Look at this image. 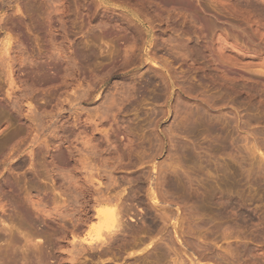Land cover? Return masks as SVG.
Masks as SVG:
<instances>
[{
    "label": "rangeland",
    "instance_id": "obj_1",
    "mask_svg": "<svg viewBox=\"0 0 264 264\" xmlns=\"http://www.w3.org/2000/svg\"><path fill=\"white\" fill-rule=\"evenodd\" d=\"M14 1L0 0V264H149L154 245L161 264L176 248L183 264L225 248L239 253L223 264H264V0ZM101 198L130 210L124 245L94 242ZM229 200L242 225L222 222Z\"/></svg>",
    "mask_w": 264,
    "mask_h": 264
},
{
    "label": "bare ground",
    "instance_id": "obj_2",
    "mask_svg": "<svg viewBox=\"0 0 264 264\" xmlns=\"http://www.w3.org/2000/svg\"><path fill=\"white\" fill-rule=\"evenodd\" d=\"M48 1H49V0H48ZM13 2H15V1L13 0ZM33 2H34V1H33ZM50 2H51V0H50ZM23 5H24V4H23ZM25 5H27V4L25 3ZM46 6H48V5H46ZM27 9H29V8H27ZM182 9H183V8H182ZM24 10H25V9H24ZM29 10H31V9H29ZM33 11H34V10H33ZM33 11H31V12L33 13ZM35 11H36V10H35ZM34 13H35V12H34ZM36 13H37V12H36ZM44 13H45V12H44ZM55 13H56V11H55ZM140 13H141V12H140ZM41 16H42V15H41ZM144 17H145V16H144ZM43 18H45V17H43ZM38 20H39V19H38ZM34 29H35V28H34ZM185 32H187V31H185ZM188 32H190V31H188ZM10 40H11V39H10ZM174 41H175V40H174ZM7 43H8V42H7ZM9 43H10V42H9ZM181 43H182V41H181ZM9 45H10V44H8V46H9ZM192 45H193V44H192ZM183 46H184V45H183ZM184 47H185V46H184ZM186 47H187V46H186ZM178 48H179V47H178ZM6 49H7V48H6ZM187 49H188V48H185V50H187ZM190 49H191V48H190ZM8 50H9V49H8ZM185 50H184V51H185ZM192 50H193V49H192ZM187 51H188V50H187ZM193 51H194V50H193ZM181 52H182V51H181ZM188 52H189V51H188ZM191 52H192V51H191ZM194 52H195V51H194ZM0 53H1V52H0ZM183 53H184V52H183ZM149 54H150V53H149ZM189 54H191V53H189ZM3 55H5V53H3ZM3 55H2V56H3ZM187 55H188V54H187ZM193 55H194V54H193ZM0 56H1V55H0ZM146 56H147V55H146ZM153 57H156V56H153ZM187 57H189V56H187ZM196 57H197V55H196ZM158 58H159V57H158ZM158 58H157V59H158ZM6 59H7V58H6ZM199 59H200V58H199ZM0 60H1V58H0ZM154 60H155V59H154ZM161 62H162V60H161ZM154 64H155V63H154ZM8 68H9V67H8ZM11 70H12V69H11ZM39 70H40V69H39ZM155 72H156V70H155ZM169 72H170V71H169ZM40 75H41V74H40ZM168 76H169V75H168ZM169 77H170V76H169ZM31 78H32V77H31ZM172 78H174V77H172ZM8 79H9V78H8ZM29 79H30V78H29ZM39 80H40V79H39ZM49 80H50V79H49ZM40 81H41V80H40ZM45 81H46V79H45ZM45 81H44V82H45ZM51 81H52V80H51ZM9 82H10V81H9ZM46 82H47V81H46ZM11 83H12V82H11ZM23 83H24V82H23ZM33 83H34V82H33ZM42 83H43V82H42ZM171 83H172V82H171ZM173 83H174V81H173ZM176 83H177V82H176ZM176 83H175V84H176ZM11 85H12V84H11ZM167 85H168V84H167ZM165 86H166V85H165ZM165 86H164V87H165ZM181 86H182V85H181ZM127 87H128V86H127ZM125 88H126V87H125ZM225 88H226V87H225ZM229 89H230V88H229ZM30 90H31V89H30ZM33 90H34V89H33ZM35 90H36V89H35ZM121 91H122V90H121ZM121 91H120V92H121ZM127 91H129V90L127 89ZM133 91H134V90H133ZM32 93H33V92H32ZM125 93H126V92H125ZM181 93H182V92H181ZM240 93H241V92H240ZM247 93H248V92H247ZM123 94H124V93H123ZM129 94H130V92H129ZM236 94H237V93H236ZM126 95H127V94H126ZM132 95H133V93L131 94V96H132ZM177 95H178V94H177ZM184 95H185V94H184ZM127 96H128V95H127ZM129 96H130V95H129ZM129 96H128V97H129ZM250 96H251V94H250ZM32 97H33V96H32ZM116 97H117V96H116ZM124 97H125V94H124ZM124 97H123V98H124ZM113 98H114V97H113ZM117 98H120V97H117ZM117 98H116V99H117ZM126 98H127V97H126ZM153 99H154V98H153ZM120 100H121V99H120ZM111 101H113L112 98H111ZM111 101H110V103H111ZM114 101H115V100H114ZM114 101H113V102H114ZM154 101H155V100H154ZM108 102H109V100H108ZM115 102H116V101H115ZM126 102H127V101H126ZM110 103H108V104L110 105ZM118 103H119V101H118ZM13 104H14V103H13ZM105 104L107 105V103H105ZM112 104H113V103H112ZM115 104H116V103H115ZM115 104H114V105H115ZM207 104H208V103H207ZM106 105H105V106H106ZM116 105H117V104H116ZM116 105H115V106H116ZM119 105H120V104H119ZM122 105H123V104H122ZM212 105H213V104H212ZM124 106H125V105H124ZM197 106H198V104H197ZM200 106H201V105H200ZM106 107H107V106H106ZM110 107L112 108L111 105H110ZM110 107H109V108H110ZM113 107H114V106H113ZM204 107H205V106H204ZM208 107H209V105H208ZM20 108H21V107H20ZM103 108H104V107H103ZM114 108H115V107H114ZM116 108H117V107H116ZM116 108H115L114 110H116ZM211 108H212V107H211ZM119 109H120V107H119ZM199 109H200V108H199ZM207 109H208V108H207ZM214 109H215V108H214ZM104 110H105V109H104ZM107 110H108V109H107ZM110 110H111V109H110ZM114 110H113V111H114ZM100 111H102V110H100ZM103 112H104V111H103ZM111 112H112V110H111ZM182 112H183V111H182ZM195 112H196V111H195ZM99 113H100V112H99ZM196 113H197V112H196ZM196 113H193L192 115H194V114H196ZM197 114L199 115V113H197ZM200 114H201V113H200ZM104 115H105V113H104ZM104 115H103V117H104ZM190 115H191V114H190ZM192 115H191V116H192ZM98 116H99V115H98ZM188 116H189V115H188ZM194 116H195V115H194ZM194 116H192V117H194ZM201 116H203V115H201ZM99 117H101V115H100ZM192 117H191V119H192ZM196 117H197V116H196ZM196 117H194L195 120L197 119ZM198 117H200V115H199ZM101 118H102V117H101ZM189 118H190V117H189ZM189 118H188V119H189ZM103 119H104V118H103ZM201 119H202V118H201ZM203 119H205V118H203ZM189 120H190V119H189ZM195 120L192 119L191 122H192V121H195ZM197 120H198V119H197ZM197 120H196V121H197ZM210 120H211V119H210ZM210 120H208V121H210ZM101 121H102V119H101ZM187 121H188V120H187ZM198 121L201 122L202 120H198ZM198 121H197V122H198ZM204 121H205V120H203V122H204ZM180 122H181V121H180ZM180 122H179V123H180ZM191 122H190V123H191ZM205 122H206V121H205ZM183 123H184V122H183ZM185 123H186V121H185ZM198 123H199V122H198ZM198 123H197V124H198ZM187 124H189V123H186L185 125H187ZM193 124H195V123H193ZM211 124H212V123H211ZM181 125H182V124H181ZM185 125H183L182 127H184ZM190 125H191V124H190ZM190 125H189V126H190ZM189 126H188V127H189ZM214 126H215V125H214ZM190 127H191V126H190ZM184 128H187V126H185ZM184 128H183L182 130H184ZM192 128H193V127H192ZM178 129H179V128H178ZM190 129H191V128H190ZM180 130H181V129H180ZM186 130L189 131L188 129H186ZM186 130H184V133L186 132ZM212 130H213V129H212ZM212 130L210 129V131H208V132H211ZM214 130H215V129H214ZM190 131H191V130H190ZM215 131H216V130H215ZM177 132L180 133L179 131L176 130V134H177ZM181 132H183V131H181ZM189 134H190V133H189ZM189 134H188V135H189ZM209 134H210V133H209ZM213 134H214V133H213ZM213 134H212V135H213ZM177 135H178V134H177ZM186 135H187V133H186ZM188 135H187V136H188ZM166 136H167V135H166ZM179 136H181V137H182V136H183V137H186L185 134H182V133H181V135H179ZM179 136H178V137H179ZM169 137H170V136H169ZM176 137H177V136H176ZM178 137H177V139H178ZM181 137H180V138H181ZM170 138H172V136H171ZM110 140H111V139H110ZM171 141H172V139H171ZM175 142H176V141H175ZM44 145H45V144H44ZM157 145H158V144H157ZM176 145H177V144H176ZM258 145H259V144H258ZM261 145H263V144H261ZM261 145H260V146H261ZM179 146H180V145H179ZM179 146H178V147H179ZM180 147H181V146H180ZM258 147H259V146H258ZM89 148H91V147H89ZM182 148H183V147H182ZM250 148H251V147H250ZM176 149H177V148H176ZM95 150H96V149H95ZM174 150H175V149H174ZM179 150H180V149H179ZM179 150H178V151H179ZM254 150H256V149H254ZM89 151H90V150H89ZM143 151H144V150H143ZM155 151H156V150H155ZM176 151H177V150H176ZM178 151H177V152H178ZM180 151H181V150H180ZM79 152H80V151H79ZM114 152H115V151H114ZM135 152H136V151H135ZM117 153H118V152H117ZM174 153H175V151H174ZM143 154H146V153H143ZM175 154H176V153H175ZM178 154H179V153H178ZM117 155H118V154H117ZM153 155H154V154H153ZM155 155H156V154H155ZM157 155H158V154H157ZM181 155H182V154H181ZM176 156H177V155H176ZM60 157H61V155H60ZM63 157H64V156H63ZM91 157H92V156H91ZM99 157L101 158V157H103V156H99ZM141 157H143V156H141ZM57 158H58V157H57ZM78 158H79V157H78ZM78 158H77V159H78ZM81 158H82V156H81ZM59 159H60V158H59ZM85 159H87V158H85ZM107 159H108V158H107ZM120 159H121V157H120ZM136 159H137V158H136ZM148 159H150V158L148 157ZM148 159H146V160H148ZM176 159H177V158H176ZM75 160H76V159H75ZM61 161H62V160H61ZM112 161H113V159H112ZM118 161H119V160H118ZM52 162H53V161H52ZM52 162H51V163H52ZM75 162H76V161H75ZM79 162H80V161H79ZM87 162H88V161H87ZM98 162H99V161H98ZM100 162H101V161H100ZM102 162H103V161H102ZM107 162H108V161H107ZM139 162H144V161H139ZM139 162H138V163H139ZM147 162H148V161H147ZM170 162H171V161H170ZM176 162H177V161H176ZM82 163H84V162H82ZM124 163H125V162H124ZM161 163H162V162H161ZM172 163H173V162H172ZM177 163H178V162H177ZM182 163H183V162H182ZM63 164H64V163H63ZM109 164H110V163H109ZM159 164H160V163H159ZM163 164H164V166H165V163H162V165H163ZM168 164H169V163H168ZM54 165H55V164H54ZM98 165H99V164H98ZM123 165H124V164H123ZM162 165H161V166H162ZM169 165H170V164H169ZM175 165H176V164H175ZM175 165H174V166H175ZM183 165H184V164H183ZM83 166H84V164H83ZM124 166H125V165H124ZM174 166H173V169H172L171 167H169L168 170H169V172L171 173L170 175H173V176H172L173 179H174V178H175V180L178 179V180H176L177 183H178V182L180 181V180H179V178H180L179 173H180V172L177 171L178 169L175 170ZM77 167H78V166H77ZM77 167H76V168H77ZM158 167H159V166H158ZM175 167H176V166H175ZM178 167H179V166H178ZM181 167H182V166H181ZM76 168H75V169H76ZM163 168H164V167H163ZM170 168H171V171H170ZM176 168H177V167H176ZM182 168H183V167H182ZM77 169H78V168H77ZM155 169H156V168H155ZM160 169H162V167L159 168V171H160ZM79 170H80V168H79ZM79 170H78V171H79ZM81 170H82V169H81ZM89 170H90V169H89ZM115 170H116V169H115ZM144 170H145V169H144ZM146 170H147V169H146ZM159 171H158V172H159ZM164 171H165V170L163 169V172H164ZM179 171H180V169H179ZM89 172H90V171H89ZM160 172H161V171H160ZM160 172H159V173H160ZM147 173H148V172H147ZM165 173H166V172H165ZM97 174H98V173H97ZM141 174H142V173H141ZM149 174H150V172H149ZM160 174H161V173H160ZM184 174H185V173H184ZM99 175H100V174H99ZM103 175H104V174H103ZM163 175L165 176V174H163ZM166 175H167V174H166ZM170 175H169V176H170ZM180 175H181V174H180ZM194 175H195V174H194ZM142 176H143V175H142ZM151 176H152V175H151ZM151 176H150V177H151ZM164 176H163V177H164ZM181 176H182V175H181ZM82 177H83V176H82ZM88 177H89V176H88ZM91 177H92V175H91ZM97 177H98V176H97ZM104 177H105V176H104ZM114 177H115V176H114ZM152 177H153V176H152ZM156 177H157V176H156ZM183 177H184V176H183ZM186 177H187V176H186ZM186 177H185V178H186ZM188 177L191 179L190 176H188ZM100 178H101V177H100ZM109 178H110V177H109ZM117 178H118V177H117ZM143 178H144V177H143ZM157 178H158V177H157ZM161 178H162V177H161ZM161 178H160V180H161ZM189 178H188V179H189ZM104 179H105V178H104ZM122 179H123V178H122ZM153 179H154V178H153ZM166 179H167V178H166ZM180 179H181V178H180ZM182 179H183V178H182ZM182 179H181L180 182H182ZM190 179H189V180H190ZM109 180H110V179H109ZM112 180H113V179H112ZM128 180H129V178H128ZM143 180H144V179H143ZM158 180H159V179H158ZM175 180H174V183H173V184H169V183H168V185H167V186L170 187V189H171L172 191H174V193H175V191H176V189H177V186H176L177 184H176V181H175ZM104 181H105V180H104ZM117 181H118V180H117ZM131 181H132V180H131ZM131 181H130V182H131ZM149 181H152V180H149ZM168 181H169V180H168ZM183 181H184V179H183ZM191 181H192V180H191ZM90 182H91V181H90ZM122 182H123V181H122ZM147 182H148V181H147ZM160 182H161V181H160ZM160 182L158 181V184H159ZM162 182H163V180H162ZM162 182L159 184L160 189L162 188L161 190L164 189V188H163V187H164V183H162ZM187 182H188V181H187ZM86 183H87V182H86ZM86 183H85V184H86ZM110 183H111V182H110ZM116 183H117V182H116ZM125 183H126V182H125ZM133 183H134V182H133ZM170 183H171V182H170ZM188 183H189V182H188ZM100 184H102V183H100ZM117 184H118V183H117ZM165 184H167V183H165ZM174 184H175V185H174ZM183 184H184V183H183ZM72 185H73V184H72ZM76 185H77V184H76ZM107 185H108V184H107ZM107 185H106V187H107ZM112 185H113V184H112ZM123 185H124V184H123ZM145 185H147V184H145ZM196 185H197V184H196ZM198 185H199V184H198ZM82 186H83V185H82ZM149 186H150V185H149ZM85 187H86V186H85ZM111 187H112V186H111ZM156 187H158V185H156ZM159 187H158V190H159ZM200 187H201V186H200ZM70 188H71V187H70ZM74 188H76V186H75ZM87 188H88V187H87ZM93 188H94V187H93ZM153 188H154V187H153ZM179 188H180V186H179ZM78 189H79V188H78ZM90 189H91V188H90ZM96 189H97V188H96ZM96 189H95V190H96ZM114 189H115V188H114ZM150 189H151V188H150ZM84 190H85V189H84ZM97 190H98V189H97ZM99 190H102V189H99ZM106 190H107V189H106ZM151 190H152V189H151ZM158 190H157V191H158ZM161 190H160V193H161ZM75 191H76V189H75ZM157 191H156V192H157ZM67 192H68V191H67ZM79 192H80V190H79ZM91 192H92V191H91ZM95 192H96V191H95ZM153 192H154V191H153ZM156 192H154V193H156ZM162 192H163V191H162ZM164 192H165V191H164ZM164 192H163V194H164ZM89 193H90V192H89ZM92 193H93V192H92ZM99 193H100V192H99ZM131 193H132V192H131ZM158 193H159V192H158ZM158 193H157V196H156L155 194L152 193L151 198H150V200H151V202H152L151 206H152L154 209H156V208H155V204L160 203V201H162V200L165 202L164 197H166V195H167V194H165V196L163 197V196H161L160 193H159L160 197L162 198V199L159 201V200H158ZM78 194H79V193H78ZM97 194H98V193H97ZM101 194H103V192H101ZM104 194H105V192H104ZM109 194H110V193H109ZM117 194H119V193H116V195H117ZM66 195H67V194H66ZM79 195H80V194H79ZM79 195H78V196H79ZM93 195H94V194H93ZM98 195H99V194H98ZM110 195H111V194H110ZM172 195H173V193H172ZM69 196H70V195H69ZM95 196H97V195H95ZM95 196H94V197H95ZM118 196H119V195H118ZM216 196H217V195H216ZM216 196H215V197H216ZM90 197H91V195H90ZM94 197H93V198H94ZM212 197H213V196H212ZM221 197H223V196H221ZM221 197H220V199H221ZM69 198H70V197H69ZM97 198H98V197H97ZM108 198H109V197H108ZM108 198H107V199H102V198H101L102 200L99 199L100 201H99V200H98V202L96 201V202L98 203V205L101 206V208L98 209V210L96 211L95 219L97 220V222H96L97 225H96L95 229L92 228V230L94 231V234H95V239H96V240L94 241L95 243H96V241H97V242L100 243L99 246H100V245H104V246H108V247H112V246L114 247V245H116L117 242H118L117 244L121 243V242H120V238L122 237L123 234H124L123 236H127V235H125V234L128 232L126 229L129 228V232H130V231L132 230V229L130 230V227H132V226L130 225V227L125 228L128 224H125V222H124V216H127L126 214L130 211V210H128L129 208L127 209V207H126V208L123 207V205H124L123 203H122V204H123L122 207H121V206L118 207V206L116 205V203H114L115 200L113 201V200H110V199H108ZM112 198H113V197H112ZM48 199H49V198H48ZM55 199H56V198H55ZM59 199H60V198H59ZM67 199H68V198H67ZM165 199H166V198H165ZM216 199H218V198L216 197ZM220 199H219V200H220ZM50 200H51V199H50ZM72 200H73V199H72ZM116 200H117V199H116ZM135 200H136V199H135ZM186 200H188V199H186ZM197 200H198V199H197ZM221 200H222V199H221ZM223 200H224V199H223ZM227 200H228V199H227ZM52 201H53V200H52ZM85 201H86V200H85ZM89 201H90V200H89ZM136 201H138V200H136ZM169 201H170V200H167L166 202L170 203ZM173 201H175V200H173ZM212 201H213V199H212ZM214 201H215V198H214ZM55 202H56V201H55ZM94 202H95V201H94ZM121 202H122V201H121ZM138 202H139V201H138ZM140 202H141V201H140ZM166 202H165V203H166ZM175 202H176V201H175ZM181 202H184V201H181ZM200 202H201V201H200ZM200 202H199V203H200ZM204 202H205V201H204ZM204 202H203V203H204ZM235 202H236V200H235ZM86 203H87V202H86ZM97 203H95L94 205H96ZM141 203H142V202H141ZM162 203H163V202H162ZM165 203H164V204H165ZM168 203H167V204H168ZM171 203H173V202H171ZM196 203H197V202H196ZM206 203H207V202H206ZM212 203H214V202H212ZM212 203H211V204H212ZM219 203H222V202H219ZM59 204H60V203H59ZM59 204H58V205H59ZM88 204H89V203H88ZM164 204H163V205H164ZM167 204H166V205H167ZM181 204H182V203H181ZM183 204H184V203H183ZM183 204H182V205H183ZM241 204H242V203H241ZM241 204H240V205H241ZM60 205H61V204H60ZM158 205H159V204H158ZM173 205H174V204H173ZM175 205H176V203H175ZM197 205H198V204H197ZM215 205H216V203H215ZM238 205H239V204H238ZM137 206H138V205H137ZM142 206H143V205H142ZM169 206H171V205H169ZM178 206H179V205H178ZM236 206H237V205H236ZM152 207H151V208H152ZM179 207H180V206H179ZM194 207H195V206H194ZM214 207H215V206H214ZM220 207H221V209H219V210H221V211H219V216H220L221 219H224V220H222V222H223V221L228 220V219L230 218V217H228L227 215H230L229 213L233 211V209L235 208V205L232 203V201L230 202V200H229V201H224L223 204L220 205ZM238 207H239V206H238ZM165 208H166V206H165ZM200 208H201V207H200ZM218 208H219V207H218ZM87 209H88V207H87ZM87 209H86V210H87ZM89 209H90V208H89ZM154 209H152V210H154ZM163 209H164V207H163ZM236 209H237V207H236ZM236 209H235L234 211H236ZM43 210H44V209H43ZM158 210H159V209H158ZM165 210H166V209H165ZM169 210H170V208H169ZM169 210H167V212H168ZM150 211H151V210H150ZM155 211H157V209H156ZM160 211H161V210H160ZM193 211H195V210H193ZM205 211H206V210H205ZM239 211H240V210H239ZM241 211H242V209H241ZM241 211L238 213L240 216H241V213H242ZM41 212H43V211H41ZM167 212H166V213H167ZM66 213H67V212H65L64 216L66 215ZM87 213H88V212H87ZM90 213H91V212H90ZM149 213H151V212H149ZM149 213H148V214H149ZM162 213L165 214L163 211H162ZM169 213H170V212H168L167 214H169ZM181 213H182V211H181ZM214 213H215V212H214ZM214 213H213V215H214ZM234 213H235V212H234ZM43 214H44V212H43ZM128 214H129V213H128ZM145 214H146V213H145ZM155 214H157V213L155 212ZM160 214H161V213H160ZM171 214H172V212H171ZM182 214H183V213H182ZM194 214H195V213H194ZM210 214H211V213H210ZM235 214H236V213H235ZM235 214H234V215H235ZM238 214H236V215H238ZM242 214H243V213H242ZM244 214H245V212H244ZM129 215H130V214H129ZM151 215H152V214H151ZM158 215H159V214H157V216H158ZM176 215H177V214H176ZM234 215H233V213H232L231 216H234ZM236 215H235V216H236ZM25 216H26V215H25ZM52 216H53V215H51V217H52ZM57 216H58V215H57ZM61 216H62V215H61ZM132 216H133V215H132ZM134 216H135V215H134ZM134 216H133V217H134ZM147 216H148V215H147ZM147 216L145 215L144 218H146ZM149 216H150V215H149ZM166 216H167L166 214H165L164 218L161 216V219L163 218V219L165 220V217H166ZM193 216H195V215H193ZM247 216H248V215H247ZM127 217H128V216H127ZM159 217H160V215H159ZM183 217H184V214H183ZM185 217H186V216H185ZM245 217H246V216H245ZM26 218H27V217H26ZM59 218H60V217H59ZM65 218H66V217H65ZM129 218H130V217H129ZM147 218H148V217H147ZM151 218H152V217H151ZM166 218L168 219L169 217L167 216ZM220 218H219V219H220ZM53 219H55V218H53ZM53 219H52V221H53ZM61 219H64V218L62 217ZM84 219H86V218H84ZM95 219H94V220H95ZM126 219H127V218H126ZM142 219H143V218H142ZM157 219H158V218H157ZM163 219H162L161 221L164 222L163 225H166L167 223H166ZM185 219H186V218H185ZM217 219H218V218H217ZM250 219H251V218H250ZM28 220H29V219H28ZM57 220H58V219H57ZM130 220H132V218H130ZM154 220H155V219H154ZM168 220H169V219H168ZM168 220H166V221H168ZM231 220H232V221H231ZM231 220H228V222L231 221V223H233V224H237V223H238L239 225H242L241 223H243V222H240L241 220L238 221L239 219H235V220L231 219ZM59 221H61V220H59ZM86 221H87V220H86ZM142 221H143V220H142ZM144 221H145V220H144ZM161 221H160V222H161ZM220 221H221V220H220ZM237 221H238V222H237ZM53 222H54V221H53ZM145 222H146V221H145ZM152 222H153V221H152ZM152 222H151V223H152ZM154 222H155V221H154ZM168 222H169V221H168ZM239 222H240V223H239ZM251 222H252V221H251ZM32 223H33V222H32ZM47 223H48V222H47ZM57 223H58V222H56V224H57ZM181 223H182V221H181ZM124 224H125V225H124ZM160 224H162V223H160ZM160 224H159V225H160ZM224 224H225V223H224ZM228 224H229V223H228ZM228 224H227V225H228ZM238 224H237V225H238ZM29 225H30V224H29ZM47 225H48V224H47ZM143 225H144V224H143ZM155 225H156V224H155ZM194 225H195V224H194ZM207 225H209V224H207ZM222 225H223V224H222ZM227 225H226V227H227ZM239 225H238V226H239ZM141 226H142V225H141ZM148 226H149V225H148ZM148 226H147V227H148ZM167 226H168V225H167ZM180 226H181V225H180ZM180 226H179V227H180ZM199 226H200V225H199ZM230 226H231V224H230ZM232 226H233V225H232ZM232 226H231V227H232ZM235 226H236V225H235ZM49 227H50V226H49ZM144 227H145V226H144ZM152 227H154V226H152ZM163 227H164V226H162V229H164ZM188 227H189V226H188ZM188 227H187V228H188ZM196 227H197V226H196ZM201 227H202V226H201ZM224 227H225V226H224ZM135 228H137V227H135ZM142 228H143V227H141V229H142ZM149 228H150V227H149ZM159 228H161V227L159 226L158 229H159ZM187 228H186V230H187ZM191 228H192V227H191ZM198 228H199V227H198ZM203 228H204V227H203ZM218 228H219V227H218ZM235 228H236V227H235ZM235 228H234V229H235ZM141 229H138V230H141ZM156 229H157V228H156ZM184 229H185V228H184ZM201 229H202V228H201ZM209 229H210V228H209ZM223 229H224V228H223ZM229 229H230V231L232 230V228H229ZM134 230H135V229H134ZM144 230H145V229H144ZM149 230H150V229H149ZM190 230H191V229H189V231H187V232H190ZM213 230H214V229H213ZM213 230H212V231H213ZM216 230H217V229H216ZM227 230H228V229H227ZM227 230H225V231H227ZM237 231H238V230H237ZM237 231H236V232H237ZM44 232H45V231H44ZM129 232H128V233H129ZM132 232L135 233L136 231H133V230H132ZM140 232H141V231H140ZM143 232H144V231H143ZM162 232H163V231H162ZM222 232H223V231H222ZM222 232H221V234H222ZM231 232H232V231H231ZM234 232H235V231H233V234H234ZM128 233H127V234H128ZM133 233H132V234H133ZM157 233H158V232H157ZM159 233H160V232H159ZM177 233H178V232H177ZM224 233H225V232H224ZM263 233H264V229L260 230V231L258 232L259 237H260V236H264ZM43 234H44V233H43ZM43 234H42V235H43ZM129 234H131V233H129ZM141 234H142V233H141ZM154 234H156V233L154 232ZM212 234H213V233H212ZM120 235H121V237H119ZM136 235H137V233H136ZM150 235H151V234H150ZM164 235H166V233H165ZM168 235H169V234H168ZM170 235L172 236V234H170ZM177 235H178V234H177ZM179 235H181V234H179ZM182 235H183V234H182ZM231 235H232V233H231ZM231 235L227 233V234H224V236L222 235V238L224 237L223 239H224V241H225V238H229ZM34 236H35V235H34ZM130 236H131V235H130ZM133 236H134V235H133ZM153 236H154V235H153ZM174 236H176V235H174ZM240 236H241V235H240ZM240 236H239V234H238L237 237H236V236H234V237H235V239L238 238V240H239V237H240ZM251 236H252V235H251ZM254 236H255V235H254ZM31 237H32V236H31ZM36 237H37V236H36ZM43 237H44V235H43ZM138 237H139V236H138ZM138 237H137V238H138ZM161 237H162V236H161ZM161 237H160V238H161ZM163 237H165V236H163ZM167 237H168V236H166V238H167ZM177 237H178V236H177ZM231 237H232V236H231ZM231 237H230V238H231ZM234 237H232V238H234ZM33 238H34V237H33ZM41 238H42V237H41ZM122 238L124 239V237H122ZM160 238H159V239H160ZM171 238H172V237H171ZM181 238H182V237H181ZM207 238H208V237H207ZM207 238H206V239H207ZM30 239H31V238H30ZM92 239L94 240V238H92ZM123 239H122V240H123ZM127 239L130 240L129 238H127ZM132 239H134V238L132 237ZM157 239H158V238H157ZM161 239H162V238H161ZM161 239H160V240H161ZM164 239H165V238H164ZM172 239H173V238H172ZM254 239H255V238H254ZM27 240H28V239H27ZM89 240H90V239H89ZM124 240L126 241V239H124ZM150 240H151V239H150ZM165 240H166V239H165ZM180 240H181V239H180ZM240 240H241V239H240ZM257 240H258V239H257ZM85 241H88V240H85ZM134 241H135V240H134ZM134 241H133V243H134ZM158 241H159V240H158ZM170 241H171V240H170ZM175 241H176V240H175ZM255 241H256V240H255ZM29 242H30V241H29ZM160 242H162V240H161ZM172 242H173V240H172ZM27 243H28V242H27ZM31 243H32V242H31ZM31 243H30V244H31ZM87 243H88V246H85L86 248H84V246H83L84 250H86V251L88 250V252L90 253L89 255L95 257V256H96V249H97L96 246L94 245V243H93V245H91L92 240H90V241L87 242ZM131 243H132V242H131ZM155 243H156V242H155ZM157 243H158V242H157ZM164 243H165V242H164ZM179 243H180V242H179ZM37 244H38V243H37ZM121 244L124 245L123 243H121ZM127 244H129V243H127ZM167 244H168V243H167ZM169 244H170V243H169ZM174 244H175V243H173V244H171V245L173 246ZM189 244H192V243H189ZM199 244H200V243H199ZM206 244H207V243H206ZM208 244H209V243H208ZM210 244H211V243H210ZM34 245H36V244H34ZM125 245H126V244H125ZM137 245H138V244H137ZM153 245H154V244H153ZM157 245H158V244H157ZM171 245H170V246H171ZM181 245H182V244H181ZM184 245H185V244H184ZM186 245H188V244H186ZM192 245H193V244H192ZM196 245H197V246H196ZM196 245H195V246H196L197 250H199V249H198V246H200V245H198V244H196ZM204 245H205V244H204ZM228 245L230 246V242L228 243ZM99 246H98V247H99ZM104 246H103V247H104ZM118 246H119V245H118ZM129 246H130V244H129ZM139 246H140V245H139ZM160 246H161V245H160ZM160 246H159V245H158V246L154 245V248L156 247V248H155L156 250H155L154 248H153L154 250H151V249H150L151 251H153V253H154V251H155V252L157 251V252H156V255H153L152 252H151V254H150L148 251H147L144 255L141 254V257H142V258L140 257V259L143 260V263H144V262H145V263H147V262L149 263V261H150L149 264H152V263L154 264V261H155V264H161V263H159V261H160V260H163V261H164L165 253H164V251H163L162 249H164L165 247H160ZM162 246H163V244H162ZM167 246H168V245H167ZM170 246H169V247H170ZM177 246H178V245H177ZM188 246H189V245H188ZM188 246H187V247H188ZM195 246H194V249H195ZM210 246H211V245H210ZM226 246H227V245H226ZM74 247H75V246H74ZM74 247H73V248H74ZM120 247H121V246H120ZM125 247H126V246H125ZM169 247H168V248H169ZM189 247H191L190 249L193 248V246H189ZM189 247H188V248H189ZM211 247H212V246H211ZM30 248H31V247H30ZM99 248H100V247H99ZM101 248H102V247H101ZM168 248H167V249H168ZM172 248H175V247H172ZM227 248H228V247H227ZM230 248H231V247H229L228 249H230ZM237 248H238V247H236L235 249H237ZM242 248H243V247H242ZM80 249H81V248H80ZM119 249H120V248H119ZM122 249H123V248H122ZM135 249H137V248H135ZM138 249H139V248H138ZM169 249H171V248H169ZM177 249H178V248H176L175 250L177 251ZM179 249H180V248H179ZM194 249H193L192 251H194ZM200 249H201V246H200ZM202 249H203V247H202ZM206 249L209 250V249H211V248H206ZM206 249H204L203 253L206 252V251H205ZM231 249H232V248H231ZM77 250H78V249H77ZM100 250H101V249H100ZM104 250H105V249H104ZM107 250H108V248H107ZM107 250H106V251H107ZM109 250H111V249L109 248ZM184 250H185V249H184ZM214 250H215V249H214ZM222 250H223V248H222ZM225 250H226V251H225ZM225 250H224V251H225V254L223 253L224 255L221 253L223 256H222L221 258L219 257L220 260L218 259V261H219V262H217L218 264H219L222 260L225 262V259H226V263L228 262V260H229V261H232V260H230L231 256H233V254H234V256H235V254L239 253V252L236 253L237 250H235V252L233 253V249L231 250L232 252H231L230 250L227 251L226 248H225ZM249 250H250V249H249ZM72 251H73V250H72ZM79 251H80V250H79ZM165 251H166V253H167V252L170 251V250L167 251L166 248H165ZM176 251L173 250V252H172V250H171V253H173V255H174V257H175V258L173 259V260H175V261H174V262H171V263H174V264H183V262L181 261V259H182V258H183V259L185 258V257H182V256L185 254V252L183 251L184 254H183V255H179V254H181V253H180L181 251L179 250L180 252L177 251L179 256H178V255L175 256L174 252H176ZM187 251H188V250H187ZM195 251H196V250H195ZM209 251H212V250H209ZM229 251L231 252L232 255H230L229 259H227V257H228L229 254H230ZM238 251H239V250H238ZM77 252H78V251H77ZM101 252H102V251H101ZM103 252H104V251H103ZM183 252H182V253H183ZM197 252H198V251H197ZM215 252H216V251H215ZM245 252H249V251H245ZM107 253H108V252H107ZM194 253H196V252H194ZM198 253H200V251H199ZM201 253H202V252H201ZM212 253H213V252H211V254H212ZM99 254H100V253H99ZM139 254H140V253H139ZM154 254H155V253H154ZM186 254H187V252H186ZM186 254H185V255H186ZM204 254H205V253H204ZM204 254H203V255H204ZM207 254H208V252L206 253V255H207ZM214 254H216V253H214ZM217 254H218V253H217ZM221 254H219V256H220ZM241 254H242V253H241ZM241 254H240V255H241ZM250 254H251V253H250ZM257 254H258V253H257ZM260 254H261V253H260ZM101 255H102V254H101ZM118 255H119V254H118ZM151 255L155 256V257H153V258H155V260L153 259L154 261L152 260V261H153L152 263H151V260H149V261H147V262L144 261L143 258H146V259L148 258V259H150V258H151ZM166 255H168V253H167ZM194 255H195V254H194ZM197 255H198V254H197ZM199 255H201V254H199ZM208 255H209V254H208ZM244 255H245V254H244ZM246 255H247V254H246ZM13 256H14V255H13ZM102 256H103V255H102ZM108 256H109V255H108ZM169 256H170V255H168V258H166L165 260L169 259ZM186 256H187V255H186ZM217 256H218V255H216V257H217ZM237 256H238V255H237ZM248 256H249V255H248ZM4 257H5V256H4ZM74 257H78V256H74ZM80 257H81V255H80ZM165 257H167V256H165ZM180 257H182V258H180ZM190 257H191V256H190ZM190 257H189V258H190ZM197 257H198V256H197ZM201 257H202V256H201ZM204 257H206V256L204 255ZM209 257H210V256H209ZM211 257H212V256H211ZM240 257H241V256H240ZM250 257H251V256H250ZM256 257H257V256H256ZM72 258H73V256H72ZM72 258H71V259H72ZM78 258H79V257H78ZM83 258H84V257H83ZM138 258H139V257H138ZM170 258H171V257H170ZM193 258H194V257H193ZM212 258H213V257H212ZM217 258H218V257H217ZM217 258H216V259H217ZM234 258H236V257H234ZM234 258H231V259H233V261H234ZM238 258H239V256H238ZM257 258H258V257H257ZM2 259H3V258H2ZM7 259H8V255H7ZM43 259H45V258H43ZM43 259H42V260H43ZM80 259H82V258H80ZM151 259H152V258H151ZM186 259H188V258H186ZM190 259H192V258H190ZM221 259H222V260H221ZM77 260H78V259H77ZM192 260H193V259H192ZM194 260H195V259H194ZM210 260H212V259H210ZM251 260H252V259H251ZM72 261H75V260H72ZM72 261H71V262H72ZM185 261H188V260H185ZM185 261H184V263H185ZM195 261H196V260H195ZM223 261H222V264L224 263ZM236 261H237V260H236ZM252 261H253V260H252ZM2 262H3V261H2ZM44 262H45V261H44ZM141 262H142V261H141ZM165 262H167V261H165ZM189 262H192V261L189 260ZM234 262H235V261H234ZM255 262H256V261H255ZM259 262H260V261H259ZM259 262H257V263H259ZM229 263H230V262H229ZM235 263H236V262H235ZM235 263H234V264H235ZM247 263H248V262H247ZM247 263H246V264H247ZM7 264H8V262H7ZM137 264H138V263H137ZM163 264H166V263H163ZM186 264H187V263H186ZM188 264H189V263H188ZM191 264H192V263H191ZM215 264H216V263H215ZM231 264H233V263L231 262Z\"/></svg>",
    "mask_w": 264,
    "mask_h": 264
}]
</instances>
